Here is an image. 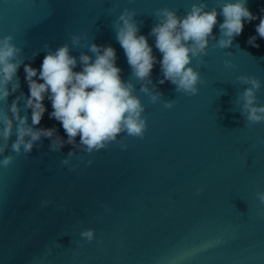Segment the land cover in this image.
<instances>
[{
  "label": "water",
  "instance_id": "water-1",
  "mask_svg": "<svg viewBox=\"0 0 264 264\" xmlns=\"http://www.w3.org/2000/svg\"><path fill=\"white\" fill-rule=\"evenodd\" d=\"M195 2L0 0V38L14 36L25 65L39 71L45 44L54 51L80 35L82 43L115 49L124 81L132 69L113 26L124 8L135 11L138 35L147 37L157 60L150 78L162 93L151 104L133 80L146 108L148 131L144 139L122 136L126 150L114 143L92 155L78 151L85 160L72 158L71 165L78 167L70 171L61 160L73 146L51 152V139L42 138L30 155L0 168V264H264V204L256 198L264 192V123L244 127L239 106L232 110L247 87L236 83L240 75L261 80L257 95L264 104V39L256 32L264 0H247L257 19L244 21L231 48L213 47L212 41L205 64L197 68L193 60L190 66L205 83L198 86V95L189 97L176 93L169 81L158 83L163 79L162 54L148 34L157 23V9L167 7L183 16ZM205 2L209 8L217 4ZM220 23L222 16L213 28L217 41ZM252 36L259 48L248 44ZM81 51L93 56L87 49L70 54L79 60ZM225 60L234 67L225 68ZM81 70L78 63L74 71ZM17 76L20 88L7 97L8 106L21 92L30 96L24 65ZM170 100L175 106L169 110L164 101ZM43 103L46 112L36 127H54L67 140L61 123L49 118L53 109L47 96ZM18 106L31 125V109L25 110L24 100ZM87 160L93 163L89 166ZM88 229L95 230L91 243L80 236Z\"/></svg>",
  "mask_w": 264,
  "mask_h": 264
},
{
  "label": "clouds",
  "instance_id": "clouds-1",
  "mask_svg": "<svg viewBox=\"0 0 264 264\" xmlns=\"http://www.w3.org/2000/svg\"><path fill=\"white\" fill-rule=\"evenodd\" d=\"M246 3L247 0H217V4L209 8L205 0H196L183 16L167 7L157 9L154 13L157 23L148 35L155 38V48L162 54L159 63L163 79L158 83L169 81L175 86L176 93L189 97L198 95V86L205 81L201 73L190 65L193 60L197 68L205 64L204 57L208 55L212 41H216L212 46L219 49L233 46L235 37L243 32L244 21L257 19ZM136 15L135 11L124 8L113 26L116 40L132 69L128 81L121 78L122 70L116 66L117 55L113 47L89 44L86 40L82 43L84 38L80 35L71 36L70 45L64 44L54 51L45 44L47 55L39 71L24 64L26 57L23 48L16 45L13 35L0 38V104L5 105L0 108V168L7 169L21 155H30L42 138L51 139V152H59L65 144L73 146L74 150L61 160L62 165L70 166V171L78 167L71 165L72 158L81 162L85 160V155L77 156L78 151L92 155L108 149L114 143L126 150L127 144L121 139L122 136L144 139L148 131V120L144 115L146 108L136 94L133 80L140 83L139 92L148 96L151 104L160 101L162 93L150 78L157 60L147 37L138 35L140 29L135 20ZM218 16L223 17V23L219 24L220 39L217 41L213 28L217 25ZM256 32L264 39V18L260 19ZM256 39V36L250 37L248 44L259 48ZM73 49H87L93 56L81 51L77 60L70 54ZM37 54L33 53V57ZM228 54L231 55V52ZM78 63L82 69L79 72L74 71ZM21 65H24L30 96L25 98L21 92L8 106L7 97L20 88L17 71ZM224 66L234 67L230 60H225ZM35 77L43 83H38ZM236 83L247 87L238 93L232 110L235 111L236 106H239L244 127L251 128L264 123V104H261L257 95L262 87L261 80L240 75L236 77ZM46 96L53 109L49 118L61 123L67 140L57 135L54 127H36L46 112L43 103ZM21 100H24L25 110L31 109V125L27 115H20L18 105ZM174 106V100L164 101V108L170 110ZM13 136L15 140H12ZM77 137L79 143L76 142ZM9 150L12 154H6ZM92 163V160H87V165ZM201 191L198 188L197 194ZM256 198L264 204V192H258ZM80 236L85 243H91L95 239V230H84ZM78 247H83V244L78 243Z\"/></svg>",
  "mask_w": 264,
  "mask_h": 264
}]
</instances>
